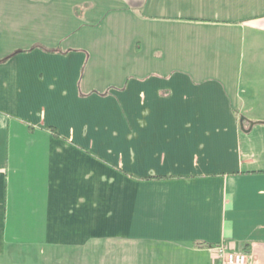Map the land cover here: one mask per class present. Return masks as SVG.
Instances as JSON below:
<instances>
[{"label": "crops", "instance_id": "obj_1", "mask_svg": "<svg viewBox=\"0 0 264 264\" xmlns=\"http://www.w3.org/2000/svg\"><path fill=\"white\" fill-rule=\"evenodd\" d=\"M37 1L0 11L33 31L0 53V264H216L223 242L264 264V0H107L137 34L103 88Z\"/></svg>", "mask_w": 264, "mask_h": 264}, {"label": "rangeland", "instance_id": "obj_2", "mask_svg": "<svg viewBox=\"0 0 264 264\" xmlns=\"http://www.w3.org/2000/svg\"><path fill=\"white\" fill-rule=\"evenodd\" d=\"M41 2V9H38L40 11V14L37 16L34 15V17L37 19V21L40 23V27L44 26H53V35L56 41L59 42H64L63 46H73V45H80L78 43L80 39L83 36V50L84 54L87 55L88 60H87V70L90 71V73H94L97 75V81L94 85H97V87H104L106 84L104 83L107 78L111 79H116L118 77V73L120 75L124 74V71H131L134 66L124 64V56L123 54L118 55H110L109 53L113 50L112 48L108 47L107 45H111L112 42L109 40H112L114 43H121V42H126L127 45L131 41L130 45L126 46L129 50L130 53L134 54L136 50L133 46L134 40L136 39V34L133 33L132 31L126 30L128 33H124V31L119 29V31L116 33L114 30L109 31L108 26L105 22V20L108 18H105V15L108 14L109 11V17L112 16L111 13H113L114 10L110 11L108 8V2L107 0H101L98 3V8L95 5V9L93 10H88L90 8V5L92 4L91 0H40ZM37 0H22V4L19 2H16L14 0H0V11H21L22 8L24 10H28L32 8V4L37 3ZM101 3V6H100ZM17 8V9H16ZM22 10V11H24ZM25 12V11H24ZM94 12H98V18H92L89 15H93ZM26 13V12H25ZM27 18H25L26 20ZM99 19L101 23L104 24L105 28L103 29L104 32L99 33V36L104 37L103 42L106 41L105 46L98 43H95V41H90L91 40V33H78L80 30L81 26L86 25V24H93V23H99ZM110 19V18H109ZM22 21L20 16H13L12 15H1L0 16V53L1 52H7L10 49L14 48L17 45H24L25 43L28 44L29 42L24 39L27 36H32L33 31L29 30V33H26L24 31V34H19L17 33L18 31L21 32V30H24V28H27V24L29 19H27L23 24L21 29H18L17 27V21ZM37 21L35 24H37ZM93 22V23H92ZM20 28V26H19ZM35 30V29H34ZM42 30V29H40ZM85 30H91L90 28H86ZM37 35L39 32H36ZM41 35L47 36L45 32H41ZM87 37V38H84ZM125 36V39H124ZM23 37V38H22ZM32 40L31 38H29ZM86 39V40H85ZM88 42V43H87ZM78 43V44H76ZM22 47V46H21ZM122 50V49H121ZM121 50H118L121 52ZM117 52V50H114ZM134 51V52H133ZM115 53V52H113ZM146 54L142 53L141 57L143 58ZM138 68V66H136ZM160 68V66H158ZM162 68H165V70L169 69L171 66H161ZM136 68V69H137ZM161 68V69H162ZM171 69V68H170ZM112 74V76H111ZM119 80V79H117ZM114 80H111V82ZM121 83V82H119ZM128 244V243H126ZM126 244H116L107 242L104 245L105 250H112L113 248V253L114 250L116 249H123L126 247ZM132 244V243H131ZM137 247L144 248V246H138ZM151 245H154V248H151L153 250L152 256L153 260H159L160 257L153 254L154 251H160L164 249H170V247L166 244H161V243H151ZM91 247L88 249H84L83 251L90 250ZM138 249V248H137ZM28 250V249H26ZM25 250V251H26ZM32 251V249H31ZM28 253V251H26ZM22 253V252H21ZM31 254V253H30ZM88 254V253H87ZM115 254V253H114ZM31 255L26 256L24 258H21V256H15L12 258L8 259L7 264H35L34 261L32 263ZM89 259L90 256L83 258V264H89ZM182 259V260H181ZM181 262L178 260L176 264H183V260L185 262L184 264H190L191 258H181ZM151 262V259H150ZM136 263L139 264V262L136 260ZM142 263H146V261H143Z\"/></svg>", "mask_w": 264, "mask_h": 264}, {"label": "built area", "instance_id": "obj_3", "mask_svg": "<svg viewBox=\"0 0 264 264\" xmlns=\"http://www.w3.org/2000/svg\"><path fill=\"white\" fill-rule=\"evenodd\" d=\"M216 251V264H256L254 251H236L226 243L212 247Z\"/></svg>", "mask_w": 264, "mask_h": 264}, {"label": "trees", "instance_id": "obj_4", "mask_svg": "<svg viewBox=\"0 0 264 264\" xmlns=\"http://www.w3.org/2000/svg\"><path fill=\"white\" fill-rule=\"evenodd\" d=\"M157 177H158V178H162L161 176H157ZM246 251H250V250L247 249Z\"/></svg>", "mask_w": 264, "mask_h": 264}]
</instances>
